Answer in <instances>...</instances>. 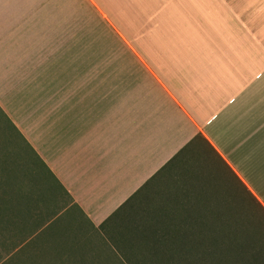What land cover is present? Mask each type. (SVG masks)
<instances>
[{
    "label": "crops",
    "instance_id": "0c3cea01",
    "mask_svg": "<svg viewBox=\"0 0 264 264\" xmlns=\"http://www.w3.org/2000/svg\"><path fill=\"white\" fill-rule=\"evenodd\" d=\"M126 11L112 22L124 72L77 67L30 113L0 100V264L31 245H104V225L167 169L212 183L217 162L264 209V0H126ZM160 185L174 202L180 180Z\"/></svg>",
    "mask_w": 264,
    "mask_h": 264
},
{
    "label": "rangeland",
    "instance_id": "374dc122",
    "mask_svg": "<svg viewBox=\"0 0 264 264\" xmlns=\"http://www.w3.org/2000/svg\"><path fill=\"white\" fill-rule=\"evenodd\" d=\"M126 0H0V100L16 103L18 112L30 113L32 100L55 92L77 67H118L129 64L125 34L116 29L126 17ZM124 50V51H122ZM124 67V68H121ZM122 76L119 74V77ZM50 88V89H49ZM5 112L0 105V113ZM207 172V171H206ZM205 173V172H204ZM203 171L167 169L146 190L103 228L99 239L89 237L87 245H31L20 253L15 264H136L150 262L147 256H134L132 245L143 241L130 238L142 223L144 207L154 199L161 214L190 215L187 222H176L175 230L222 231L248 228L247 220L256 222L258 245H264V210L233 174L215 162L213 174L206 181ZM179 179L181 191L173 202H160L161 183ZM209 185H207V184ZM193 197V204L185 198ZM151 201V200H149ZM159 201V202H158ZM191 205V206H190ZM164 209V210H163ZM221 216L222 218L218 217ZM244 217V225L230 223V217ZM226 220V224L218 222ZM200 242H189L194 245ZM138 247V246H137Z\"/></svg>",
    "mask_w": 264,
    "mask_h": 264
},
{
    "label": "trees",
    "instance_id": "16d2710c",
    "mask_svg": "<svg viewBox=\"0 0 264 264\" xmlns=\"http://www.w3.org/2000/svg\"><path fill=\"white\" fill-rule=\"evenodd\" d=\"M158 176L142 187L118 213L137 199ZM156 198L161 203L165 197L159 194ZM149 200L147 207L143 209V215L140 216L145 228L140 230L135 227L129 231L128 236L143 241L142 245H132V254L147 256L151 261L136 264H264V245H258L256 242L259 239L257 220L254 224L251 220H247L248 228L245 229L241 227L222 231H194L192 229L180 231L172 228V225L176 222H187L196 217L161 214L159 212L161 206L154 207V199ZM254 200L260 205L255 198ZM230 218H233L227 220L230 223L245 224L242 216ZM227 221L220 219L218 222L226 224ZM187 241L200 243L190 245L186 244ZM16 259L17 256L5 264H15Z\"/></svg>",
    "mask_w": 264,
    "mask_h": 264
}]
</instances>
